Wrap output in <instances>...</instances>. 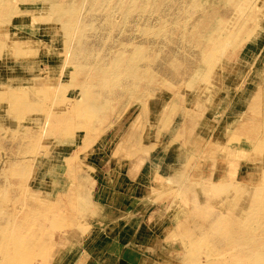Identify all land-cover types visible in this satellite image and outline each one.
<instances>
[{"label": "rangeland", "instance_id": "rangeland-1", "mask_svg": "<svg viewBox=\"0 0 264 264\" xmlns=\"http://www.w3.org/2000/svg\"><path fill=\"white\" fill-rule=\"evenodd\" d=\"M124 247L264 264V0H0V264Z\"/></svg>", "mask_w": 264, "mask_h": 264}, {"label": "crops", "instance_id": "crops-1", "mask_svg": "<svg viewBox=\"0 0 264 264\" xmlns=\"http://www.w3.org/2000/svg\"><path fill=\"white\" fill-rule=\"evenodd\" d=\"M133 257H139L136 253L133 252L132 249L128 247H124V251L120 254V264H132L133 262L135 263V258ZM139 258L136 259L138 261Z\"/></svg>", "mask_w": 264, "mask_h": 264}, {"label": "bare ground", "instance_id": "bare-ground-1", "mask_svg": "<svg viewBox=\"0 0 264 264\" xmlns=\"http://www.w3.org/2000/svg\"><path fill=\"white\" fill-rule=\"evenodd\" d=\"M252 2H253V0H252Z\"/></svg>", "mask_w": 264, "mask_h": 264}]
</instances>
